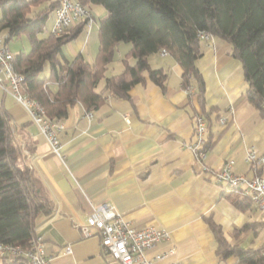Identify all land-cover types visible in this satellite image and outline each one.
<instances>
[{"label": "crops", "instance_id": "0c3cea01", "mask_svg": "<svg viewBox=\"0 0 264 264\" xmlns=\"http://www.w3.org/2000/svg\"><path fill=\"white\" fill-rule=\"evenodd\" d=\"M86 5L91 13L105 16L104 7ZM199 44L197 67L204 82L203 108L194 95L195 86H182L180 65L169 55L153 53L149 64L167 74L165 89L146 78L131 88L128 99L107 97L89 119L82 105L74 104L58 133L60 156L51 152L24 108L0 89V105L10 115L27 162L54 205L50 216L38 217L35 223V233L42 237L50 264H117L101 252L95 230L93 236L85 238L79 229L91 204L100 203L112 204L135 229L155 226L169 233L167 241L147 251L153 258L173 249L174 255L159 264L172 260L239 264L233 252L219 255L208 220L230 245L264 254L261 213L252 203L245 210L235 207L233 197L228 196L234 193L211 174L232 159L234 173L248 178L254 175L245 156L249 149H264V117L245 97L242 64L231 56L230 45L216 37ZM22 48L11 52L29 50ZM97 49L95 19L89 30L84 29L63 47V53L69 60L82 54L92 63ZM106 72L105 76H110ZM48 73L46 69L44 74ZM49 88L55 92L57 85ZM102 88L101 81L97 90ZM207 112L209 115L204 114ZM199 114L208 127L202 163L194 159L189 148L196 140L195 118ZM221 117L227 122L222 124ZM203 165L210 171L203 172ZM245 224L251 226L239 231ZM67 245L71 247L69 254L64 252Z\"/></svg>", "mask_w": 264, "mask_h": 264}, {"label": "trees", "instance_id": "16d2710c", "mask_svg": "<svg viewBox=\"0 0 264 264\" xmlns=\"http://www.w3.org/2000/svg\"><path fill=\"white\" fill-rule=\"evenodd\" d=\"M46 1L0 0V35L6 36L7 43L21 35L28 38L29 50L14 54L13 65L23 77L24 93L43 106L49 119L62 122L76 103L92 113L107 97L128 99L131 88L146 78L164 90L167 74L152 68L148 60L161 49L182 68V86H195L194 95L203 108L204 82L197 67L199 32L230 45L231 56L242 64L245 97L264 117V0H84L106 11L98 22V49L92 63L82 54L69 60L63 53V47L85 29L83 22L60 35L48 33L39 38L56 6L53 0L42 5ZM121 42L130 44L122 58L123 69L105 76ZM101 81L103 88L98 91ZM50 84L57 85L55 92ZM207 141L205 138V146ZM232 193L235 196H228L233 197L235 207L249 208L248 198ZM53 209L52 200L27 162L10 115L0 105V243L27 249L36 235L37 218L50 216ZM208 222L220 256L233 252L239 264H264L260 250L230 245L217 226ZM250 226L245 224L239 231ZM0 261L22 264L16 258L1 257Z\"/></svg>", "mask_w": 264, "mask_h": 264}, {"label": "built area", "instance_id": "2783aa9c", "mask_svg": "<svg viewBox=\"0 0 264 264\" xmlns=\"http://www.w3.org/2000/svg\"><path fill=\"white\" fill-rule=\"evenodd\" d=\"M56 3L52 11V26L49 33L60 35L68 28L83 22L84 28L89 30L95 19L88 9L84 0H53ZM200 40H209L213 36L207 32L197 34ZM6 36L0 35V89L9 93L14 101L20 104L31 121L37 125L40 134L46 139L51 152L60 156V144L58 133L64 128L61 121L49 119L43 106L30 98L23 91V77L15 70L13 57ZM165 56L164 49L159 51ZM89 119L91 112H85ZM220 122L224 124L227 118L221 117ZM128 122V119H126ZM195 142L189 145L194 159L202 163L205 159V138L206 124L201 116L195 119ZM245 160L253 172L251 178L232 171L233 160L224 162L220 170L211 171L217 183L224 184L227 191L239 193L242 197L248 198L252 205L261 213L264 220V149H249L246 152ZM203 172L210 170L202 166ZM83 237L89 238L96 231L101 252L109 255L117 264H159L174 255L173 249L156 254L153 258L147 256V251L159 243L168 240L169 233L162 228L148 226L143 229L133 228L124 219L115 207L110 203L92 205L86 216L85 222L79 227ZM65 254L71 253L69 245L64 247ZM16 258L22 264H50V258L46 255L42 237L35 235L27 249H20L0 243V258ZM168 264H182L178 260H172Z\"/></svg>", "mask_w": 264, "mask_h": 264}, {"label": "rangeland", "instance_id": "374dc122", "mask_svg": "<svg viewBox=\"0 0 264 264\" xmlns=\"http://www.w3.org/2000/svg\"><path fill=\"white\" fill-rule=\"evenodd\" d=\"M50 0H47L46 2H43L42 5H44V3H49ZM41 5V6H42ZM34 10L37 9L36 6H34L33 8ZM93 16L96 19V22L98 23L99 20L101 18L104 17V15H99L97 13H95L94 11L92 12ZM52 14L49 16V19L47 20L46 24H45V30L43 34L48 35L50 28L52 26ZM25 47V49H29L30 47V43L28 41V38L25 35H21L18 38H14L10 41L9 43V48L12 52H15V50H23L22 47ZM130 48V44L129 43H124L121 42L119 43L118 46H116L115 51H114V56H113V60L110 64V66L107 68V74L111 75V74H118V72L120 73L123 69V65H122V58H124L125 53L129 50Z\"/></svg>", "mask_w": 264, "mask_h": 264}]
</instances>
